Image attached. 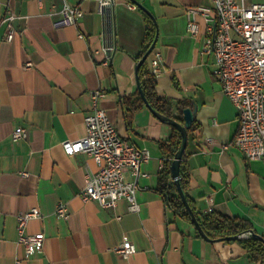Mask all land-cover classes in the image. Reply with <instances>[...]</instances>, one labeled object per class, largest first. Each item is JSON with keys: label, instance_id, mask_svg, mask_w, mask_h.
<instances>
[{"label": "crops", "instance_id": "1", "mask_svg": "<svg viewBox=\"0 0 264 264\" xmlns=\"http://www.w3.org/2000/svg\"><path fill=\"white\" fill-rule=\"evenodd\" d=\"M64 5L82 15L55 25L53 11ZM198 5L212 2L115 0L102 13L98 0H0V264H259L239 241L206 239L166 206L157 187L165 162L160 143L170 126L146 105L132 107L147 15L157 26L150 57L161 54L156 92L196 110L183 158L187 195L198 213L247 219L264 238V162L247 159L232 143L237 112L222 92L215 57L201 52L203 17L196 16L197 35L187 30L186 9ZM8 12L15 16L9 41L2 23ZM27 61L31 66H24ZM95 89L104 91L97 107L119 133L149 152L137 178L138 211L129 210L126 199L108 209L79 197L86 173L98 166L84 152L66 154L62 141L86 134L84 116L93 108ZM17 126L25 128V137L12 138ZM124 176L131 179L128 169ZM59 202L68 207L67 219L55 213ZM33 207L41 216L30 219L26 230L43 232L44 240L25 255L16 215ZM124 240L136 246L128 257L113 250Z\"/></svg>", "mask_w": 264, "mask_h": 264}, {"label": "built area", "instance_id": "2", "mask_svg": "<svg viewBox=\"0 0 264 264\" xmlns=\"http://www.w3.org/2000/svg\"><path fill=\"white\" fill-rule=\"evenodd\" d=\"M114 1L98 0V10L103 13ZM211 2L212 6L198 5L186 9L187 30L192 35H197L199 23L196 16L203 17L205 34L201 52L215 57V72L221 81L222 92L237 112L238 127L232 143L247 159L264 162V1ZM127 5L130 8L137 7L129 1ZM53 14L57 15L54 24L64 25L79 18L82 10L76 6L64 5L54 10ZM14 18L8 12L2 19L5 25L3 38L7 41L15 33L12 23ZM110 49V46L107 47L104 64L108 62ZM160 63L161 54L153 51L149 68L155 77L159 74ZM24 66L29 67L31 63L27 61ZM104 95V91L100 89L90 93L93 108L84 116L86 134L75 140L62 141V147L68 155L79 152L88 154L98 166L96 171L86 173L85 186L79 192L81 200H92L102 208L111 209L120 199H126L129 210L138 211L139 205L135 198L137 178L140 164L149 158V152L137 148L122 136L106 112L97 107L98 100ZM25 135L26 130L22 126H17L11 133L13 139L23 138ZM127 169L131 174L129 180L124 176ZM55 213L67 219L69 210L66 203H57ZM40 216L41 212L37 207L16 215L17 243L23 247L25 255L42 247L43 232L28 233L26 230L28 221ZM113 250L122 257H128L136 252V246L131 241L124 240ZM15 264H21L20 260L17 259Z\"/></svg>", "mask_w": 264, "mask_h": 264}, {"label": "trees", "instance_id": "3", "mask_svg": "<svg viewBox=\"0 0 264 264\" xmlns=\"http://www.w3.org/2000/svg\"><path fill=\"white\" fill-rule=\"evenodd\" d=\"M156 34V22L146 15L145 37L142 44V49L137 56L138 60L142 57L149 45L155 39ZM149 57L150 54L148 55L146 60L138 66L136 71L140 88L142 89L146 100L162 116L173 118L183 123L182 110L188 105V102L185 100H178L173 104L171 100L166 97L160 96L156 92L155 76L151 74L148 65ZM133 101L134 102L132 103V107H135V102H137L136 106L145 105L139 91L136 95V100ZM174 111L176 113H174ZM168 125L171 129L170 136L166 141L160 143V147L165 155V162L158 174L157 188L168 208H170L174 213L181 216L185 220L192 222L191 217L187 212L181 197L178 194L177 187L171 180V172L169 169L170 162L180 146L181 134L176 126L170 124ZM190 128L188 130H190ZM184 157L185 152L183 153L182 159L180 161V184L186 196L188 204L190 205L204 233L210 239H219L223 241H231L223 239L226 236L248 233V237L240 238L237 241H239L242 247L246 250L251 260L257 261L259 262V264H264V238L254 231L250 221L240 217H229L214 214L203 215L195 210L192 200L187 195L189 174L184 163Z\"/></svg>", "mask_w": 264, "mask_h": 264}, {"label": "water", "instance_id": "4", "mask_svg": "<svg viewBox=\"0 0 264 264\" xmlns=\"http://www.w3.org/2000/svg\"><path fill=\"white\" fill-rule=\"evenodd\" d=\"M155 43H156V37L155 39L152 41V43L149 45V47L147 48V50L144 52V54L142 55V57L137 61L136 63V71L138 66L146 60V58L148 57V55L151 53V51L154 49L155 47ZM136 84H137V88L138 91L146 105V107L150 110V112L157 117L158 119H160L163 122H166L170 125L176 126L181 134V143L179 148L177 149V151L174 154V157L172 158L170 165H169V169L171 172V178L172 181L175 183L176 187H177V191L179 196L181 197L183 204L187 210V212L189 213L190 217H191V221L192 224L195 226V228L197 229V231L206 239H208L207 235L204 233V231L202 230V228L199 225V222L197 221L190 205L188 204V201L186 199V196L182 190L181 184H180V172H179V168H180V161L182 159L184 150L186 148V144H187V132L188 129L190 128L193 120H194V116H195V107L190 108V107H185L182 110V118H183V123L173 119V118H168L165 116H162L161 114H159L146 100L142 89L140 88V84H139V79H138V75L136 73ZM244 234V233H243ZM243 234H237V235H231V236H226L223 239L226 240H238L240 238L243 237Z\"/></svg>", "mask_w": 264, "mask_h": 264}]
</instances>
